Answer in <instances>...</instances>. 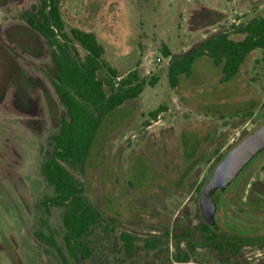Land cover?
<instances>
[{
  "label": "rangeland",
  "instance_id": "1",
  "mask_svg": "<svg viewBox=\"0 0 264 264\" xmlns=\"http://www.w3.org/2000/svg\"><path fill=\"white\" fill-rule=\"evenodd\" d=\"M37 4L0 0V264H62L35 237L45 221L60 230L62 215L36 207L51 193L39 166L62 109L47 77L48 45L18 17ZM59 7L66 28L94 33L119 73L135 68L146 81L156 78L105 117L84 172L66 165L110 220L94 229L90 255L77 264H225L209 247L191 248L175 235L199 228L200 191L217 159L264 122L263 51L248 53L225 81L221 66L198 58L171 88L170 58L160 50L181 54L220 29L240 40L231 26L264 16V0H59ZM216 223L221 237L242 243L248 264L263 263L264 150L221 194ZM122 233L136 238L131 251ZM152 239L159 245L146 247Z\"/></svg>",
  "mask_w": 264,
  "mask_h": 264
},
{
  "label": "trees",
  "instance_id": "2",
  "mask_svg": "<svg viewBox=\"0 0 264 264\" xmlns=\"http://www.w3.org/2000/svg\"><path fill=\"white\" fill-rule=\"evenodd\" d=\"M18 17L45 39L52 61L47 77L62 105L57 131L48 140L51 152L39 166V173L51 193L42 195L36 204L38 211L46 216L53 208L61 209V229L51 227L45 221L46 231H36L35 237L45 245L46 251H55L62 264H77L90 255L88 240L94 229H107L110 220L88 199L82 182L66 165L84 172L105 117L124 102L138 97L146 83L153 86L156 78L146 81L135 68L119 73L110 66L103 58L105 49L94 33L66 28L59 0H38L36 7L22 10ZM231 28L243 38L234 40L229 37V30L220 29L181 54H173L167 46H162V55L170 58L167 67L169 86L175 88L179 77L187 76L192 64L201 57L221 66L222 81L234 76L248 53L255 49L263 51L261 60L264 62V16H254ZM162 109L159 106L149 115L156 118ZM120 237L126 250L131 251L136 238L127 233ZM175 237L186 239L191 248L196 245L209 247L225 264H248L240 254L242 243L221 237L216 220L209 226L201 219L195 232L184 228L176 231ZM145 245L155 248L159 240H146ZM186 259L181 256L178 261Z\"/></svg>",
  "mask_w": 264,
  "mask_h": 264
},
{
  "label": "water",
  "instance_id": "3",
  "mask_svg": "<svg viewBox=\"0 0 264 264\" xmlns=\"http://www.w3.org/2000/svg\"><path fill=\"white\" fill-rule=\"evenodd\" d=\"M263 150L264 122L230 147L213 167L198 199L201 218L207 225L215 223L221 194Z\"/></svg>",
  "mask_w": 264,
  "mask_h": 264
},
{
  "label": "crops",
  "instance_id": "4",
  "mask_svg": "<svg viewBox=\"0 0 264 264\" xmlns=\"http://www.w3.org/2000/svg\"><path fill=\"white\" fill-rule=\"evenodd\" d=\"M127 71H128V70H127ZM221 77H222V74H221ZM221 77H220V78H221ZM220 78H219V79H220ZM178 82H179V80H178Z\"/></svg>",
  "mask_w": 264,
  "mask_h": 264
}]
</instances>
